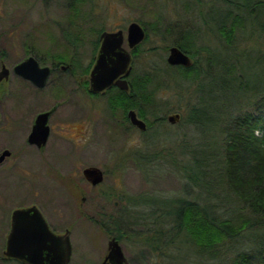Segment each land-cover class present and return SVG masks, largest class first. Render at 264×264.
<instances>
[{"label":"rangeland","instance_id":"374dc122","mask_svg":"<svg viewBox=\"0 0 264 264\" xmlns=\"http://www.w3.org/2000/svg\"><path fill=\"white\" fill-rule=\"evenodd\" d=\"M202 1L204 4L200 6L201 8L193 0L86 1L80 4L78 9L76 21L79 22L78 29L77 26L66 24L67 0H0V65L4 62L11 68L17 60L28 54L27 50L33 45L38 48L47 46L50 55L54 52H68L69 55L71 47L67 45L62 31H71V28L79 30L85 37L83 51L88 58L92 53L91 42L96 35V30H92L91 27L109 29L126 26L130 20L153 22L158 15L162 19L157 21V25L164 27L166 23L183 22L190 17V12L194 16L191 17L196 26L195 23L202 17L199 9L205 12L209 8L208 4L212 2ZM187 2L189 6L186 5ZM86 16L92 18L87 19ZM201 21L204 22L203 19ZM210 30L212 29H202L198 44L201 41L200 43L216 45L223 51L227 49L229 51L215 31ZM250 31L248 28V35ZM242 34L239 32L237 38L239 39ZM151 37L141 45L145 53L138 55L139 59L135 61L136 69L148 70L155 64L161 67L158 77L166 79L165 82L171 86L182 85V88L177 87L180 93L171 87L159 92L165 106L158 113L164 114L166 118L169 113L178 111L185 119L190 107L196 102L198 91L189 81L173 75V68L165 65L168 49L164 51L159 48L157 54L147 51L151 40L158 46L165 43L170 46L173 36L166 39ZM258 43L250 38L238 44V47L243 49L247 46L249 48L251 57L241 56L239 63L250 79L264 78V49L261 48L263 44ZM258 50L263 54L261 51L258 53ZM258 55L263 57L261 61L256 60ZM55 78L54 75L49 77L48 86H53L52 94L58 92L57 96L50 95L48 101L37 104L31 103L29 99L31 88L26 81L17 76H11L9 81H0V126L7 123L5 125L7 129H4V132L0 131V147L4 143H11L13 137L18 136L17 125L30 127L35 111L50 107L55 100L59 102L58 95L61 94L62 97H68V100L59 103L60 107L56 109L57 113L51 118V122L69 120L71 123L73 121V124L77 123L75 130L72 131L74 134L83 131V124L88 128L84 133L87 136L81 145H74L71 140H59L52 134L45 151L41 153L47 158L35 152L31 161H20L15 167L7 168L6 166L10 164L8 162L6 166L0 168V250L4 248L9 230L11 208L24 202H34L44 209L57 232L62 233L66 228L70 230L72 251L68 264H102L108 239L103 226L106 224L112 227L113 224L107 217L110 214H117L128 204L132 221L127 225L129 231L127 235L129 233L135 235L119 240L128 264H217L218 258L196 252L195 245L186 238L184 230L173 226L172 217L164 210L167 209L165 207L174 206L175 202L162 201L178 196L195 198L194 194L200 191L194 184L189 185L190 180L180 166L189 161L192 163V152L189 149L195 145V141L203 138L196 128L187 122L170 123L166 119L164 123L157 124L146 133L137 127L125 129L118 108L109 110L106 101L101 97L91 108V98L86 93L84 99L78 100L76 93L71 90L76 85L71 77L64 79L62 91L58 83L53 85ZM215 79L219 81V75ZM211 82L209 79L208 88H211ZM225 102V99H220L211 104L224 107ZM81 107L84 113L87 110L90 113L82 121L78 118ZM233 107L236 113L249 106L242 103L237 106L233 103ZM209 112L215 114L212 106H209ZM60 127L64 128V125L58 128ZM181 140H184L182 141L185 142L184 146ZM137 147L147 153L166 147L164 151H170L172 154L159 156L138 167L128 155ZM125 153L127 155H124ZM172 157H176L175 163ZM21 164L25 168L33 165L35 174L21 169ZM86 165H97L104 171V178L99 184L91 186L83 179L81 169ZM73 181L79 186L77 187ZM187 186L190 187L189 191H186ZM205 193L206 191L201 190V194ZM82 195L85 196L83 200ZM154 229L163 231L162 240L156 249L150 245L156 242V236L151 233ZM255 232L254 228L246 229L239 242L234 245L244 247L250 244ZM146 233L148 234L145 236ZM0 264L26 263L9 258L0 260Z\"/></svg>","mask_w":264,"mask_h":264},{"label":"trees","instance_id":"16d2710c","mask_svg":"<svg viewBox=\"0 0 264 264\" xmlns=\"http://www.w3.org/2000/svg\"><path fill=\"white\" fill-rule=\"evenodd\" d=\"M86 1L91 0H67L65 7L68 10V26H77L79 29V22H76L78 9ZM193 2L199 8L204 4L202 0ZM212 2L208 4L209 8L205 12L199 9L204 22L199 19L196 26L191 12L190 17L183 22L166 23L164 27L157 25V21L162 19L159 15L153 22L140 20L145 27V41L152 38L151 36L163 39L173 36L171 44L177 45L192 58L188 66L171 65L167 61L164 64L173 68V75L189 81L198 91L196 102L190 107L188 116L184 119L180 113L181 117L177 122H187L194 126L203 137L195 141V145L192 144L189 149L192 152V163L189 161L180 165L190 180L189 185L194 184L200 191L194 194L195 198L178 196L162 201L175 202L174 206L165 207L167 209L164 211L172 217L173 226L184 230L186 238L195 245L199 254L218 258L217 264H264V78L250 79L246 76L240 66L239 57H251L250 51L248 46L245 49L238 47L242 40L252 38L258 44L262 43L261 48L264 49V0ZM188 4L187 2L186 5ZM86 18L90 19L92 16ZM203 28L215 31L229 51H223L219 46H211L203 41L198 44ZM248 28L251 30L249 35ZM70 30L62 31V34L67 45L75 48L82 35L77 29ZM239 32L243 34L238 39ZM150 43L147 48L149 53L157 54L159 48L166 51L169 46L166 43L158 46L154 40ZM140 47L137 49L138 53L142 49ZM64 55H58V58H74L68 52ZM52 56L57 57L55 52ZM262 59L261 55L256 58L257 61ZM71 67L74 73L80 68L84 72L88 69L87 65L80 66L77 63ZM160 68L153 64L141 73L142 77L140 74L132 76L135 78L131 82L130 102H124V91L112 95L108 102L111 110L121 105L124 113L127 107L136 108L147 123L143 133L166 120L164 114L158 113L165 106L159 92L170 87L176 90L178 86L182 88L181 84L171 86L165 82L166 79L158 77ZM218 75L219 81H216ZM209 79L212 81L211 88L207 87ZM178 92L180 93L179 90ZM220 99L226 100L224 107L211 104ZM233 103L237 106L242 103L249 107L234 113ZM209 106H212L215 114H210ZM182 141L184 140L180 142ZM182 143L184 146L185 142ZM165 149L147 153L137 147L128 155L135 161L136 166L141 167L159 156L172 154L170 151L165 152ZM172 160L175 163L176 157H172ZM189 190L190 187L187 186L186 191ZM201 190L206 191L205 195L201 194ZM128 206L124 205L117 214L107 217L113 224L112 228L104 225L105 230L119 240L135 235H127V225L132 221ZM251 228L256 229V232L250 244L244 247L234 245L239 242L246 229ZM162 232L161 229L151 232L156 236V242L147 244L153 249L159 247Z\"/></svg>","mask_w":264,"mask_h":264},{"label":"water","instance_id":"95a60500","mask_svg":"<svg viewBox=\"0 0 264 264\" xmlns=\"http://www.w3.org/2000/svg\"><path fill=\"white\" fill-rule=\"evenodd\" d=\"M101 45L90 70V87L92 90H103L113 79L122 74L126 76L130 70V53L123 48L121 30L102 31L100 34ZM145 30L136 20L128 24L129 46L143 40ZM169 64H181L188 66L192 58L177 45H170L166 56ZM13 71L29 79H35L38 84H42L46 78L49 67H39L33 56H28L25 60L16 63ZM35 70L39 71L34 78ZM9 68L3 63L0 66V80L7 77ZM115 83L126 88L125 78H118ZM48 111L39 113L34 121L29 134V141L40 144L44 142L48 134L47 121ZM130 121L141 130H145L146 122L139 118L133 109L128 111ZM170 123H175L180 119V112L174 111L166 117ZM7 149L0 153V161L8 154ZM82 175L92 184H96L103 179V171L97 165H86L82 168ZM108 253L103 264H127L128 260L119 240L111 236L107 243ZM72 246L70 242V230L67 228L62 233H56L43 217L40 210L31 205L27 208H16L11 215L10 229L6 238L5 253L23 260L29 264H68L71 257Z\"/></svg>","mask_w":264,"mask_h":264},{"label":"flooded vegetation","instance_id":"af4514ba","mask_svg":"<svg viewBox=\"0 0 264 264\" xmlns=\"http://www.w3.org/2000/svg\"><path fill=\"white\" fill-rule=\"evenodd\" d=\"M131 21L132 20H130L127 23L126 26H117V27L109 28V29L104 28V27H99V28H92L91 27L92 30L93 29L96 30V32H95L96 35L93 38V41L91 42L92 45H93L92 46V53L90 54V56L88 58L85 57V53L83 51L84 44L86 43L84 36H80V40H79L78 44L75 46V48H72L73 46L70 48V50H71L70 51V55L74 56V58L73 57L71 59L68 58L69 60H63V59H59L58 58V55L59 56H62L64 54L67 55L66 52L65 53L56 52V56L57 57L55 58V57H53L52 55H50L48 53L49 51H47V50L49 48L47 46L46 47L44 46L43 48H38V47H35L33 45L32 48L30 47L27 50L28 54H26L23 58L17 60L11 66V68H9L4 62L1 63V64L4 63L9 68V73H8L7 77L2 78L0 81H2V80L3 81H9L11 76H17L20 79L26 81L28 83V86L31 88V92H30L31 94H30L29 99H30L31 103H36V104L40 103V102L43 103L44 101H48V97L50 95L52 96L53 94H55V96H57L58 92L52 94L53 86L52 87L48 86L49 85L48 79H49V77L51 75L56 76L53 85L58 83L59 87H61L60 88L61 91H62V89L64 88V85H65L64 84V82H65L64 79L65 78L67 79V77H71L73 79V81L76 83V85L71 90L76 93V97L78 98V100L84 99V94L86 93L91 98V104H90L91 108H92V105H93V107L95 106L96 100L100 99V97H101V99L105 100L107 105H108V102H109L111 96L116 94L117 92L120 93L122 91L125 92L124 93L125 94V96H124L125 97L124 98L125 101L124 102L128 103V102H130V99L132 97L131 96L132 95L131 94L132 78H135L138 74L141 75V73H144V70L143 71H140V70L137 71L136 66H135V61L139 59V58H137L138 55L141 56L142 54L145 53L144 51H142V49H140L139 53L137 52L138 47H140L142 45V43H145V39H144L145 37L143 38V40H141L140 42L136 43L134 46H129L128 24ZM137 22H139V21H137ZM140 24L142 25V23H140ZM143 28L145 30L144 26H143ZM104 30H106V31L121 30L122 37H123L121 45H122L123 48H125V49H127L129 51L130 56H131L130 62H129L130 70H129V72H128V74L126 76H124L122 74H119L118 76H116L113 79V81L108 86H106L103 90L95 91V90H92L91 87H90V70H91L93 64L96 61V58H97V55H98V52H99V48H100V45H101V40H102L101 37H100V34ZM60 54H62V55H60ZM28 56H33V58L37 61V64H38V66L40 68L44 67V66H48L49 67V72H48L46 78L44 79V81L42 82V84H38L36 82V80H35L36 79L35 77H39L38 76V74H39L38 70H35V72H34L33 76H34L35 79H29V78L23 77L22 75H20V74H18L15 71L12 70L13 66L16 63L25 60ZM75 63L80 64V66H82V65L86 66L87 65L88 66L87 71L84 72V70L80 68V69L77 70V72L74 73L72 71V67L71 66L74 65ZM173 65H181V64H173ZM59 71H61V73H59ZM134 74H135V77H132ZM141 77H142V75H141ZM141 77H139V78H141ZM118 78H125L126 79V81H127V87L126 88L120 87L119 85H117L115 83V80L118 79ZM5 89H7V87ZM54 89H55V87H54ZM58 97H60L59 98V102H57V100H55L56 102H54L50 107L41 108V109H38V110L35 111L34 116L32 118V122L30 124V127H27V126L24 127L23 124H22V126L21 125H17L16 126L17 129H18V136L13 137L14 140H12L11 143H4L0 147V153L3 150H5V149H7L9 151V153L6 154L3 157V159L0 161V168L2 166H4V165L6 166V163H8V162H10V164H8L6 166L7 168L15 167L17 165V163H19L20 161H23V162L26 161V160L31 161L30 159L34 158L35 152L39 153V155L41 156L42 155L41 153L45 151L47 143H48V141H49V139H50L52 134L59 140H63V139L64 140H71V142L74 145H76V144H80L81 145L82 143H84V140H85V138L87 136L84 133H86L87 130H88V128H86L84 124H83V131L80 134H78V133L74 134V132H72V131L75 130V127H76L77 123L73 124V121L71 123L69 120L68 121H64V122L63 121H59L58 123L51 122V118L54 117V115L57 113L56 109H58V107H60L59 103L62 102V101L68 100V97H62V94H61V96L58 95ZM81 108L82 109L79 110L80 114H78L79 115L78 118L82 121V119H84V117L85 118L88 117L90 115V113L88 112V110L86 111V113H84L83 107H81ZM108 109L111 110L109 108V106H108ZM115 109H117V108H115ZM130 109H133L135 111L136 115L146 122V120L139 115V113H138L136 108L127 107V109H126V111L124 113V111H123V109H122V107L120 105L118 107V110H119V112H120V114L122 116V124L123 125L125 124L124 125L125 129L131 128V126L139 128L137 125L133 124L130 121V118L128 116V111ZM44 111H48L47 121H46V123L48 125L47 138H46V140L44 142H42L40 144H37L36 142H30L28 137H29V134H30V132L32 130V126L34 124L35 118H36V116L39 113L44 112ZM0 114H1V112H0ZM125 116H126L127 119H125ZM68 122H70V123H68ZM6 124L3 123L2 126H0V131L1 132H4V129H7L6 126H5ZM60 125H64V128H62V127L58 128ZM146 125H147V123H146ZM42 156H43V158H47V156H45L44 154ZM20 168L23 169L24 171H28V172H31V173L35 174V170H34L33 165H28V167L25 168L23 166V164H21ZM81 175H82V169H81ZM82 177L91 186H95V185L99 184L103 180L102 179L100 182H98L96 184H92L88 180H86L83 175H82ZM103 178H104V171H103ZM73 182L75 183V185L77 187L79 186L76 181H73ZM83 198H85L84 195H82L81 199L83 200ZM114 203H117V201H114ZM31 205H35L40 210V212L43 215V217L47 220L49 226L56 233H59L52 227V225H51V223H50V221H49L44 209L40 205L35 204L34 202H28V203L24 202L23 204H19V205L14 206L13 208H11L10 217H9V229H10L11 215H12L13 210L16 209V208H27V207H29ZM107 227H109V226H107ZM110 228H112V227H110ZM104 229H106V227H104ZM8 232H9V230H8ZM8 232H7V234H8ZM7 234H6V238H7ZM107 234H108V239L111 236H115L112 233H108L107 232ZM6 238H5L4 248L0 250V260L9 259V258H14V259L20 260V259L15 258V257L8 256L5 253ZM108 239H107V243H108ZM107 253H108V247H107V251H106V253H105L104 257H103L102 264H103V262L105 260V256H106ZM20 261H22L23 263L29 264V263H27V262H25L23 260H20Z\"/></svg>","mask_w":264,"mask_h":264}]
</instances>
